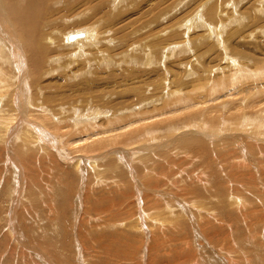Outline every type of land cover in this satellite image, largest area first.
<instances>
[{
    "label": "bare ground",
    "instance_id": "bare-ground-1",
    "mask_svg": "<svg viewBox=\"0 0 264 264\" xmlns=\"http://www.w3.org/2000/svg\"><path fill=\"white\" fill-rule=\"evenodd\" d=\"M211 51L216 60L207 59ZM263 57L264 0H0V144L20 173L21 160L63 140L91 156L103 145L134 143L125 153L142 154L136 163L144 161L137 167L143 173L162 156L139 141L178 132L179 123L194 119L172 151L202 155L205 126L223 128L213 122L219 111L249 136L263 132L264 65L256 66ZM131 60L137 69L126 68ZM121 64L124 72L113 71ZM80 154L74 168L84 176L94 158Z\"/></svg>",
    "mask_w": 264,
    "mask_h": 264
},
{
    "label": "rangeland",
    "instance_id": "rangeland-1",
    "mask_svg": "<svg viewBox=\"0 0 264 264\" xmlns=\"http://www.w3.org/2000/svg\"><path fill=\"white\" fill-rule=\"evenodd\" d=\"M211 54L207 59L216 60L218 53ZM176 59L172 53L170 60ZM132 60L126 68L137 69ZM262 65L264 60L256 66ZM113 67L125 71L123 64L122 69ZM72 75L79 79L80 70ZM97 101L89 102L84 116ZM219 112L222 118L213 122L223 128L218 132L205 126L203 156L172 151L187 139L180 131L191 130L194 119L186 120L187 126L179 123L178 134L138 138L162 156L155 159L153 171L140 168L143 173L137 167L143 168L144 161L136 163L142 154L125 153L134 143L103 145L92 156L91 151L77 152L95 160L96 167L93 159L87 160L92 169L84 176L74 168L78 154L65 140L46 154L33 152L25 164L19 159L20 173L0 144V264H264V129L249 136L235 120H227L225 110ZM249 112L254 109L244 113ZM117 154H123L121 161Z\"/></svg>",
    "mask_w": 264,
    "mask_h": 264
}]
</instances>
